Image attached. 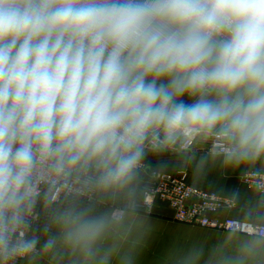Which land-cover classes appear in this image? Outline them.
Listing matches in <instances>:
<instances>
[{
    "label": "clouds",
    "instance_id": "obj_1",
    "mask_svg": "<svg viewBox=\"0 0 264 264\" xmlns=\"http://www.w3.org/2000/svg\"><path fill=\"white\" fill-rule=\"evenodd\" d=\"M164 153L258 199L158 264H264V0H0V264H141Z\"/></svg>",
    "mask_w": 264,
    "mask_h": 264
},
{
    "label": "crops",
    "instance_id": "obj_2",
    "mask_svg": "<svg viewBox=\"0 0 264 264\" xmlns=\"http://www.w3.org/2000/svg\"><path fill=\"white\" fill-rule=\"evenodd\" d=\"M201 153H198V155ZM150 163L146 166L149 170L142 173L140 184L137 189V199L141 205L145 217L151 222V244L141 259V264H158L159 257L174 243L183 245L191 244L194 241H204L209 244L221 240L227 233L192 226L176 220L173 209L164 202L157 200L155 206L148 210L143 204L146 188L151 184V173L172 174L185 172L190 185L203 191L216 193L217 195L232 199L236 202L234 209L225 210L218 214L219 219L226 217L235 218L249 223H254L256 217L250 216V211L254 207L258 197L252 190L242 182L239 171L228 173L223 171L219 165L205 171L197 172L195 162L185 163L183 159L175 153H164L157 157H149ZM158 161H165L167 167L157 166ZM234 191L239 192V196L234 198Z\"/></svg>",
    "mask_w": 264,
    "mask_h": 264
},
{
    "label": "built area",
    "instance_id": "obj_3",
    "mask_svg": "<svg viewBox=\"0 0 264 264\" xmlns=\"http://www.w3.org/2000/svg\"><path fill=\"white\" fill-rule=\"evenodd\" d=\"M152 182L144 194V206L151 209L154 200L167 203L174 211L176 220L201 228L228 233L234 230H250L252 223L231 217L219 219L218 214L234 209L236 202L216 193L203 191L189 184L183 171L162 174L151 173ZM243 184L250 188L242 177Z\"/></svg>",
    "mask_w": 264,
    "mask_h": 264
},
{
    "label": "rangeland",
    "instance_id": "obj_4",
    "mask_svg": "<svg viewBox=\"0 0 264 264\" xmlns=\"http://www.w3.org/2000/svg\"><path fill=\"white\" fill-rule=\"evenodd\" d=\"M192 186V185H191ZM194 187V186H193ZM144 201V200H143ZM157 202V200H154L153 206L151 207V209L155 206V203ZM144 204V203H143ZM150 210V209H149Z\"/></svg>",
    "mask_w": 264,
    "mask_h": 264
}]
</instances>
